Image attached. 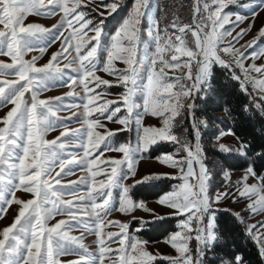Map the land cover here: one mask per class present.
Masks as SVG:
<instances>
[{
	"label": "snow or ice",
	"instance_id": "1",
	"mask_svg": "<svg viewBox=\"0 0 264 264\" xmlns=\"http://www.w3.org/2000/svg\"><path fill=\"white\" fill-rule=\"evenodd\" d=\"M235 2L236 0H196L194 13L200 16L207 13V20L211 22V30L205 31L199 22L196 23L195 29L185 25L178 30L181 34H185L186 30L191 32L192 37L195 38L198 51H193L185 45L183 35L176 36L175 42H173L171 37L165 39L161 37L159 32H156L154 35L156 51L151 56L145 52L142 61L138 57L139 25L148 10L149 0H135L130 15L113 36L110 47L104 49L107 53V61L101 66L103 71L116 75L125 88V91L121 93V98L127 108L128 115L119 118L117 122L127 127L131 121L132 113L137 107L133 97L137 91L138 73L143 63L150 66V74L145 89L144 111L161 116L165 112H169L170 115L164 119V128H144L143 135L140 136V143L136 147L130 148L124 144L114 147L111 140L108 139L114 135L112 132L107 133V138L94 133L93 127L94 124L99 123L98 120L86 119V128L73 130L71 133L62 132V137H69L63 142H60L61 137L52 141L46 140L44 138L46 134L57 126V120L53 119L58 111L55 101H60L61 98L39 99V92L45 90L49 83L58 77V74H62L59 67L53 66V61H57L58 57L63 56L68 51V47L62 46L61 52L53 53L51 60L43 67L35 66L37 57H33L31 61L23 59L24 53L33 49L36 40L45 35L51 36V30L39 25L24 26L23 20L26 14L40 15L42 9H47V14L51 15L57 9L62 10L65 14L64 22L73 29L72 35L65 38L66 43L71 41L73 37L87 36L88 31L95 33L83 43L76 44V56L70 62H79V68L75 70L83 73L81 82H84L93 76L97 70V65L100 63L98 52L101 51L102 22L93 26L92 20L86 19L87 13L82 10L78 11L81 6L80 0H74L72 5H69V0H47V5L43 3V0H0V24L5 29L0 30V55L9 56L12 59L11 64L0 61V76L15 75L17 77L13 80L4 79L0 81V107H5L8 104L14 105L3 118V127H0V200H4L7 204L12 202L22 204L14 223L0 232V236H2L0 238V264H61L59 257L69 253H78L83 264H95L97 259H99L100 264H104V256L111 249L107 247L103 238L98 240L100 245L99 258L94 255H87L85 258L87 249L82 243H79L78 238L69 235L70 230L74 227L79 225H84L85 228L89 227V224L80 219V214L73 209L91 207L92 214L95 215L96 232L99 236L103 226L101 213L106 216L113 210L112 205L115 201L113 189L119 186L118 178L122 168L126 167L131 175H135L138 154L146 151L150 145L156 144L158 140L181 143L178 137L171 132V121L180 115L181 109L184 107V100L192 94L193 89L196 91L201 89L211 65L217 63L224 67L230 66L225 64V61L217 55V46L226 35H230L228 30L221 31L224 25L230 22L229 16L227 14L222 15V11L228 3ZM212 4L217 5L214 10ZM119 6L116 0L106 5L109 9V15L115 12ZM240 19L237 17V20ZM64 22L60 27H63ZM90 25L92 27H89ZM156 27L155 21L149 30V35H153V29ZM246 31L247 29H242L234 39L240 38ZM262 34H264V30H262ZM55 38L59 39L58 36ZM124 41H127L126 45ZM53 42L55 41L53 40ZM88 45L91 47L87 51H83ZM40 51H45V49L41 48ZM223 51L228 53L232 52V49L225 47ZM166 52L170 54V58H166ZM232 54H238L241 57L244 55L238 50ZM253 55L255 56L256 53ZM180 56H185L187 59L181 60ZM200 56H203V59L193 65V58ZM114 59L123 61L127 68L123 71H116L113 65ZM157 60L161 65L158 71ZM236 64L245 72L246 79L248 78L247 74L251 71L264 76V67H257L253 64L246 69L242 60H237ZM165 68L178 69L180 75L175 78H168L164 71ZM194 68L196 69L195 75H193ZM233 75L240 79L235 73ZM96 79L98 81L97 86L101 83L109 84V81L99 80L98 77ZM189 81L192 83H188ZM251 82L253 87L258 88L260 93L264 95V79H253ZM84 87L87 92L92 93L84 105L85 109H88L86 117H90L92 109L89 106L95 107L93 101L96 96L93 90L88 88L87 83L84 84ZM174 88L177 90L173 91ZM27 92H31L30 104L23 99ZM112 103L115 101H105L98 110L103 114L108 111L107 105ZM191 107L192 105L189 104L188 108L191 109ZM119 111L120 107H116L107 118L111 120ZM193 128L197 141L195 150L184 142L181 143V147L187 153L186 157L176 160L172 155H164L161 158L162 163L180 169V175L173 178L180 179L182 183L175 186L172 193L163 196L160 202L176 208L179 214H186V218L180 221L181 229L186 231H183V234L177 232L172 237V246L180 255L177 258H166L169 259V264H201L203 248L198 247L196 258H194L187 243L192 238L194 220L196 221L195 239L200 244L207 245L209 241H213L215 238L214 217L203 224L204 217L210 215L212 208L208 195V175L201 160L200 132L195 124H193ZM94 136L96 137L95 140L93 139ZM85 139L87 145L91 146V150L85 145ZM100 143H104L105 151L122 152L124 156L123 159L110 162L111 171L107 173L106 180L95 181L100 170L94 171L92 166L97 163V160H77L74 154H70L71 159H66L64 150L66 144L79 145L85 149L84 156L90 157L92 151L99 148ZM221 147L223 148V146ZM179 151L180 149L177 150V152ZM134 153L137 155L134 156ZM194 164L199 165L198 172L195 170ZM77 165L86 167L92 181L95 182L92 184L87 197L79 196L78 201L80 203L74 204L73 199L65 200L62 198L67 186L61 185V179L58 177H61L62 174H70L72 168ZM57 167L59 171H56ZM247 172L255 175L251 170ZM6 176L18 177L19 184L13 185V179L5 180ZM158 178L161 177L159 175L145 176L142 181H136V183ZM244 180H247V176L244 177ZM80 183H90L89 177L83 178ZM71 184L75 185L76 182H71ZM97 184L99 185L98 188L96 187ZM9 185H12L13 188L22 187L25 191L32 192L35 198L27 202L15 199L8 201L5 193L8 191ZM57 185H61V187L57 188ZM121 189L119 211L128 212L130 211L128 206L133 204L129 196L130 188L124 186ZM262 189H264V185H262ZM70 191L74 194L75 189ZM237 191L243 197L249 193H256L257 187L255 185L249 187L245 183L243 190L237 188ZM230 194L217 193L215 200L219 201ZM97 196L103 198L101 203H96ZM85 200L91 201V204L83 203ZM258 203L261 205L259 210H264V196L260 197ZM249 208L254 212L258 210L255 204L249 205ZM5 211L6 209L0 208V216ZM65 213L68 220L61 219L54 225L48 226V220L55 215ZM83 214L89 215L87 212ZM161 218L163 217H158V219ZM69 221L75 223H69ZM144 223L147 222H143L142 225ZM119 227L121 232H124L128 225L120 224ZM249 230L251 231V229ZM107 236L109 239L119 238L121 247L117 250L120 255L118 264H152L156 259L147 251H142L138 256L136 253L142 242L132 240L126 232L122 237L118 233L111 232L107 233ZM261 239L264 240V238ZM80 249L83 251L81 252ZM239 259L237 257V261ZM68 264H79V262L69 261Z\"/></svg>",
	"mask_w": 264,
	"mask_h": 264
},
{
	"label": "rangeland",
	"instance_id": "2",
	"mask_svg": "<svg viewBox=\"0 0 264 264\" xmlns=\"http://www.w3.org/2000/svg\"><path fill=\"white\" fill-rule=\"evenodd\" d=\"M164 1L165 2H163L162 5H159L161 2L160 0H149L148 10L141 19L139 25L140 32L138 57L141 58L142 61L144 59L143 55L145 52L149 53L151 56L156 51L154 40V35L156 32H159L161 37H164L165 39L171 37L173 42H175L176 36L183 35L185 45L193 51H198L195 44V38L192 37L191 32L186 30L185 34H181L178 29L184 27L185 25H189L195 29L196 23L199 22L205 31L211 30V22L207 20V13H204L203 16L194 13L196 0H191L190 2L187 1V3L184 5L187 7L183 6V9H180L182 3L181 0ZM112 2L113 0H80L81 6L78 11L82 10L86 12V19L92 20L93 26H96L102 22L103 29L100 38L101 51L98 52V59L100 63L97 65V70L94 72L93 76L89 77L88 80L84 82H81L83 73L75 70L79 68V62H70L73 61L76 56V44L83 43L84 40L94 36L95 33L88 31L87 36H83L82 38L73 37L71 41L66 43L65 38L72 35L73 29L68 27L66 22H64L65 14L59 9H57L51 15L47 14V9H42L40 15L26 14L23 20L24 26L35 24L45 29L51 30V36L45 35L36 40L34 42L33 49L24 53L23 59L25 61H31L33 57H37L35 66L43 67L51 60L53 53L61 52L62 46L68 47V51L65 52L63 56L58 57L57 61H53V66L59 67L62 70V74H58V77L54 78L45 90L39 92V99L49 100L50 98H61L60 101H55V105L58 106V111L56 112V117H53V119L57 120V126L46 134L44 137L46 140L52 141L57 137H61L60 142L65 141L69 137H62L61 133L65 131L71 133L73 130L86 128L87 125L85 120L87 119L91 121H99L98 124H94V133H98L101 136H106V138L107 133H114L113 136L108 138L111 140V143L114 147L124 144L128 145L130 148H134L138 143H140V136L143 135L144 128L162 129L165 127L164 119L170 115L169 112H165L163 116L153 115L151 112H145L143 108L146 99L145 89L148 82L147 78L150 74V66L146 63L142 64L141 70L138 73V79L136 83L137 91L133 97L137 107L132 113L131 121L127 127L117 122L119 118H123L128 115L127 108L124 106L123 100L121 98V93L125 91V88L122 86V82L118 80L116 75L103 71L101 66L107 61V53L104 51V49L110 47L113 36L120 29L124 20L130 15L135 0H133V2L130 4V7L127 9L115 31L110 35H107V29L104 27L105 22L108 16H111L114 12L109 15V9L106 7V5L111 4ZM116 2L121 5L120 0H116ZM43 3L47 5V0H43ZM73 3L74 0H69V5H72ZM216 7L217 5L212 4L213 10ZM180 10L183 12L180 13ZM101 13H103V15H101ZM223 14H227L229 16L230 22L225 24L221 31L228 30L230 31V35H226L223 40L218 43L217 55H219L220 58L225 61V64L232 66L237 71V75L240 77V79L245 84H249L251 86L254 98L261 102L262 99H264V95L260 93L258 88L253 87V83L251 81L253 79H264V76H261V74L256 73L255 71H251L247 74L248 78L246 79L245 72H243L241 68L237 66L236 61L242 60L244 68L246 69L250 68L253 64L257 67H264V51H262L264 50V34H262V30H264V0H236L235 3L227 4V7H225L222 11V15ZM237 17L241 19L237 20ZM155 21L157 27L153 29V35H149V30L152 28V25ZM62 22H64L63 27H60ZM205 25H207V27H205ZM89 27H92V25ZM242 29H247V31L240 38L234 39V37H237V33H240ZM0 30H5L2 24H0ZM57 36L59 39L55 38ZM53 40L55 42H53ZM93 43L95 42L93 41ZM124 43L126 45L127 41H124ZM90 47L91 45H88L87 48L83 49V51H87ZM225 47H231L232 52H224L223 49ZM41 48H44L45 51H40ZM237 50L238 52H242L244 54L243 57L239 56L238 54H232L233 52H237ZM253 53H256V55L254 56ZM165 56L166 58H170V54L167 52L165 53ZM179 58L181 60L187 59L185 56H180ZM202 59L203 56L198 58L194 57L192 64L195 65L199 62V60ZM0 61L8 64L12 63L11 57L4 55H0ZM66 65H68V67H65ZM113 65L116 71H123L127 68V65L119 59H114ZM160 66L159 60H157V71L159 70ZM210 69L207 76L210 74ZM164 71L166 72L168 78H175L176 76L180 75V71L178 69L174 70L171 68H165ZM195 71L196 69L194 68L193 75H195ZM97 77L99 80L109 81V84L101 83L99 86H97ZM4 79L13 80L17 79V77L15 75L0 76V81ZM21 83H23V81H21ZM85 83L88 84V88L92 89L96 96V99L93 101L95 107L92 105L89 106V108L92 109V115L90 117H86V112L88 109H85L84 105L88 102V97L92 93H89L85 90ZM188 83L192 82L189 81ZM202 85L199 91L193 89L192 94L184 100V107L180 112L181 114L183 109L187 108L191 118L192 126L195 124L198 130L199 127L194 113L196 109V98L201 93ZM176 90V88L173 89V91ZM23 99L30 104L31 92L25 93ZM105 101H115V103L107 105L108 111H105L103 114H101L98 109L100 106L104 105ZM189 104L192 105L191 109L188 108ZM12 107H14L12 104H8L5 107H0V127H3L2 120L6 117L7 112L10 111ZM116 107H120V111L116 114V116L109 120L107 118L108 115ZM178 116H176L171 121V132L178 137V140L181 143L186 142L193 150H195V145L197 143L195 129L193 128L194 137L188 136L187 134L180 135L179 121L177 120ZM138 120L139 123H137ZM93 139L95 140L96 137L94 136ZM160 142L161 141L158 140L156 144L150 145L146 151H142L138 154L135 165V175H131L126 167L121 166L124 168H122L118 178L119 186L113 189V196L115 198V201L112 205L113 210L106 216L101 213V216L103 217V226L100 229L99 236L96 232L95 215L92 214L93 210L91 207L73 209L80 214V219L86 221L89 224L88 228H85L84 225H79L72 228L69 232L70 236L78 238L79 243H82L84 248L87 249L85 258H87V255H94L99 258L100 245L98 240L103 238L107 247L111 249V251L104 256V264H118L120 255L117 250L121 247V245L119 243V238H108L107 233L109 232L118 233L121 237L124 235V232H126L127 236L132 240L142 242L139 245L138 252L136 254L139 256L142 251H147L152 256L156 257L152 264H169V259L166 258L179 257L180 254L177 252L176 248L172 246V237L177 232H182L183 234V231H186L182 230L180 227V221L186 218V214H179L176 208L162 204L160 199L163 196L172 193L174 191V187L182 183L180 179L173 178L180 175V169L172 167L169 164L162 163L161 158L164 155H172L174 159L180 160L186 157L187 153L181 147V143L168 141L170 150L161 151L154 156L151 155V149ZM217 143L218 147L226 153L236 152L243 154L245 152L243 144L239 138L229 129L221 130L217 136ZM85 145L91 150V146L87 145L86 139ZM199 145L201 149V160L208 175V195L210 197V205L212 208L210 215H206L204 217L203 224H206L208 219H211L212 217H214L215 223V214L217 209L230 208L246 223L248 230L251 229V231L249 230L251 236L257 241L262 250H264V240L261 239L264 238V210H259L261 205L258 203L260 197L264 196V189H262V185H264L263 180L254 171L252 166L240 169H230L222 164L221 159L217 155L215 157H212V155H207L205 149L201 145V134L199 137ZM221 146H223V148ZM178 149H180L179 152H177ZM84 151L85 149L79 145L66 144L64 150L65 158L71 159L72 156L70 154H74L77 160L96 159L97 163L93 165L92 168L94 171L97 169L100 171L95 177V181L106 180L107 173H110L111 171L110 162L116 159H123L124 156L122 152L105 151L104 143H100L99 148L92 151V155L90 157H85ZM135 155L137 154L134 153V156ZM194 168L197 172L199 171L198 164H194ZM248 170L254 172L255 175L249 174L247 172ZM56 171H59L58 167L56 168ZM53 175H55V173H53ZM153 175H159L161 178L151 179L146 182H153L159 179H173L174 181L172 183V187L157 198L151 200H135L132 191L134 186L139 184L136 183V181H142L145 176ZM245 176H247L246 181L244 180ZM85 177H89L90 183H80V181ZM9 178L13 179V185L19 184L18 177L6 176L5 180ZM58 178L61 179V185L67 186L62 198L65 200L73 199L74 204L80 203V201H78L79 196L87 197L92 184L95 182L92 181L89 171L83 165H77L73 167L70 174H62L61 177ZM71 182H76V184L72 185ZM245 183L249 187L255 185L257 187V192L254 194L249 193L247 196L243 197L240 196V192L237 191V188L243 190ZM61 185H57L56 187L59 188ZM124 186H129V196L133 202L132 205L128 206L130 208V211L128 212L119 211V200L122 191L121 188ZM96 187L98 188L99 185L97 184ZM73 188L75 189L74 194L70 191ZM217 193L231 194L217 201L215 200ZM5 197L8 201H13L15 199L24 202L35 198L34 193L27 192L22 187L13 188L12 185L8 186V191L5 193ZM102 199V197L97 196L96 203H101ZM83 203L90 205L91 201L85 200ZM253 204H255L256 208L258 209L255 212L249 208V205ZM21 207L22 204L15 202L7 204L4 200H0V208L6 209L4 214L0 216V232H2L4 228L9 227L12 223H14ZM84 212L89 213V215H84ZM171 215H180V218L178 219V228L172 231L167 238L149 241L140 237L138 231L135 230L136 228L144 227L145 223L142 225L143 222L157 220L158 217L164 218ZM61 219L68 220L67 214L65 213L55 215L52 219L48 220V226L54 225ZM69 223L74 224L75 222L69 221ZM120 224L128 225L124 232H121L119 227ZM195 226L196 221L194 220L192 223V238L187 242L194 258H196L198 247L203 248L204 254L207 246H209L211 242L209 241L207 245L200 244V242L195 239ZM0 238H2V236H0ZM73 247H75V245H73ZM80 251L82 252L83 249H80ZM203 254L201 264H206L203 260ZM59 260L61 264H68L69 261L83 264V261H81V257L78 253L62 255L59 257ZM95 264H100L99 259L96 260ZM219 264L232 263L227 260L226 262Z\"/></svg>",
	"mask_w": 264,
	"mask_h": 264
},
{
	"label": "trees",
	"instance_id": "3",
	"mask_svg": "<svg viewBox=\"0 0 264 264\" xmlns=\"http://www.w3.org/2000/svg\"><path fill=\"white\" fill-rule=\"evenodd\" d=\"M162 5L164 0H160ZM180 1V0H179ZM180 9L187 1L181 0ZM133 0H123L120 7L108 16L105 22L107 35L115 31ZM184 6V7H183ZM159 12V11H158ZM157 12V13H158ZM183 11L180 10V13ZM100 19V18H98ZM228 65V64H227ZM237 71L214 63L210 74L196 98L194 116L201 134V145L207 155H216L224 166L240 169L252 166L264 182V99L253 96L249 84L235 78ZM246 89V90H245ZM180 135L194 137V129L187 108L177 117ZM222 129L231 130L243 144L245 152L226 153L218 147L217 136ZM168 141H161L151 149V155L170 150ZM173 179L142 182L134 186L135 200H151L159 197L172 187ZM180 215L150 220L144 227L136 228L140 237L155 241L167 238L178 228ZM134 228V227H133ZM215 238L203 254L206 264H219L229 260L232 264H264V250L251 236L246 223L230 208L216 210L214 223ZM239 257V261H237Z\"/></svg>",
	"mask_w": 264,
	"mask_h": 264
}]
</instances>
